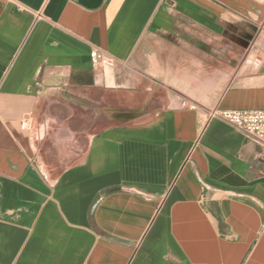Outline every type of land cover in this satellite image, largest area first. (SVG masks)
<instances>
[{"label":"crops","instance_id":"obj_1","mask_svg":"<svg viewBox=\"0 0 264 264\" xmlns=\"http://www.w3.org/2000/svg\"><path fill=\"white\" fill-rule=\"evenodd\" d=\"M263 107L264 0H0V264H264Z\"/></svg>","mask_w":264,"mask_h":264},{"label":"built area","instance_id":"obj_2","mask_svg":"<svg viewBox=\"0 0 264 264\" xmlns=\"http://www.w3.org/2000/svg\"><path fill=\"white\" fill-rule=\"evenodd\" d=\"M90 63L93 67L113 65L115 58L96 45H92ZM210 118L224 120L239 130L243 136L254 143L264 147V107L244 109H221L214 108L207 111ZM28 118L22 119V126L28 127Z\"/></svg>","mask_w":264,"mask_h":264}]
</instances>
